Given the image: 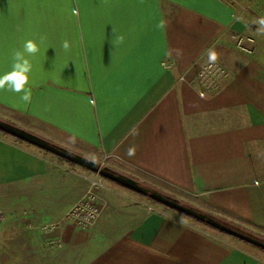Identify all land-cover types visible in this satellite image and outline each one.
Listing matches in <instances>:
<instances>
[{"label": "crops", "instance_id": "1", "mask_svg": "<svg viewBox=\"0 0 264 264\" xmlns=\"http://www.w3.org/2000/svg\"><path fill=\"white\" fill-rule=\"evenodd\" d=\"M240 2L251 9L0 0V120L264 238V66L231 38L252 32L260 46L264 0ZM208 60L229 76L202 97ZM81 173L0 131V264H264L244 241L111 187L79 227L66 213L86 190Z\"/></svg>", "mask_w": 264, "mask_h": 264}, {"label": "built area", "instance_id": "2", "mask_svg": "<svg viewBox=\"0 0 264 264\" xmlns=\"http://www.w3.org/2000/svg\"><path fill=\"white\" fill-rule=\"evenodd\" d=\"M255 1V0H253ZM230 2L238 7L239 13L251 9V4H242L240 0H230ZM231 38L237 49L244 53H252L256 45V36L252 32L233 33ZM164 66H169L164 62ZM229 76L228 69L217 60H208L203 62L196 74L197 91L200 96L206 97L209 93L215 91L220 85L221 81ZM183 76L179 80H183ZM86 181L87 187L82 197L77 200L69 208L66 217L72 221L73 224L88 228L92 226L100 215V206L98 204L97 190L109 189L105 179L98 172L81 173ZM149 210H156L153 205H147Z\"/></svg>", "mask_w": 264, "mask_h": 264}, {"label": "water", "instance_id": "3", "mask_svg": "<svg viewBox=\"0 0 264 264\" xmlns=\"http://www.w3.org/2000/svg\"><path fill=\"white\" fill-rule=\"evenodd\" d=\"M0 130L18 139H21L29 144H32L50 153L58 155L59 157H62L72 163L80 165L92 172H98L102 177H105L110 181L119 183L127 188L133 189L141 193H147L150 197L164 204H167L177 209L180 212L193 216L196 219L203 220L208 225L217 227L219 229H223L226 232L236 237L247 240L251 244L264 248V240L258 239L249 234L242 233L230 226H227L222 222L216 220L214 217L207 215L192 206H187L185 204L180 203L174 197H171L166 194H161L155 190H147L146 188L142 187L136 180L127 177L121 173H117L116 171L110 169L109 167L105 165H100L98 162L93 161L87 157L71 152L63 147L49 143L47 140L43 139L42 137L34 133L26 131L25 129H22L20 127H17L2 120H0Z\"/></svg>", "mask_w": 264, "mask_h": 264}, {"label": "rangeland", "instance_id": "4", "mask_svg": "<svg viewBox=\"0 0 264 264\" xmlns=\"http://www.w3.org/2000/svg\"><path fill=\"white\" fill-rule=\"evenodd\" d=\"M258 43V42H257ZM258 45H259V43H258ZM257 46V45H256ZM255 46V48H256V50H255V48H254V50L256 51V52H253V55H255V56H257L258 57V59L259 60H261L262 61V65L264 66V39L262 40V43L260 44V46L257 48ZM255 53V54H254ZM35 147H37V146H35ZM38 149H41V148H39V147H37ZM42 151H44L45 153H48L49 155H51V157H53L54 159H59L60 161H65V162H67V163H69L70 165H77V164H75V163H72V162H68V161H66L65 159H62V158H60L58 155H55V154H53V153H50V152H48V151H46V150H44V149H41ZM80 165H77V167H79ZM82 167V166H81ZM83 169H85L88 173H91L92 171H89V170H87L86 168H84L83 167ZM106 181V183H107V185L109 186V187H111L114 191H116V192H120V193H122V194H124V195H127L129 198H130V201L131 202H136V201H139V202H137V203H139V205H141V206H143V207H145L146 209H148L147 208V206H144V203H150L149 202V199L147 198V197H142V196H140L139 194H136L135 192H132V191H130V190H128V189H126V188H124V187H121V186H119L118 184H116L115 182H112V181H110V180H105ZM139 184H143L145 187H148L149 189H155V191L156 190H159L161 193H163V194H166V195H169V196H171V197H173L174 195H172V194H170V193H166V192H164L163 190H161V189H157L156 187H154L153 185H151V184H146V183H139ZM180 203H182V204H185V205H187L186 203H184V201H180V200H178ZM157 206V205H156ZM187 206H189V205H187ZM159 207H161L162 208V206H159ZM175 212V211H174ZM177 213V212H176ZM193 219V218H192ZM194 220V219H193ZM194 221H196V220H194ZM202 224V223H201ZM203 225H205V224H203ZM205 226H207V225H205ZM207 227H209V226H207ZM210 228V227H209ZM211 229H213V228H211ZM238 239V238H237ZM243 242V241H242ZM243 243H246V245H248L249 247H251L252 249H254L258 254H259V256H261V257H263L264 258V248H262V247H260V246H257V245H254V244H251V243H248V242H243Z\"/></svg>", "mask_w": 264, "mask_h": 264}, {"label": "trees", "instance_id": "5", "mask_svg": "<svg viewBox=\"0 0 264 264\" xmlns=\"http://www.w3.org/2000/svg\"><path fill=\"white\" fill-rule=\"evenodd\" d=\"M0 131H1V130H0ZM1 132H3V131H1ZM3 133H5V132H3ZM6 134H8V133H6ZM17 139H18V138H17ZM18 140L23 141V140H21V139H18ZM60 158H62V157H60ZM62 159H64V158H62ZM65 160H66V159H65ZM66 161H68V160H66ZM68 162H70V161H68ZM103 178H104L105 180H108V179L105 178V177H103ZM112 182H113V181H112ZM115 183H116V182H115ZM138 183H139V182H138ZM116 184H118L119 186L124 187V188H126V189H128V190H130V191H132V192H135L136 194H139V195L142 196V197H147V198L149 199L150 205H153V206H156V205H157V206H162V208H163L164 210H166V211H175V212L179 213L180 215H182V216H184V217L193 218V219L196 220L197 222L202 223V224H205V225H207V226H209V227H211V228H213V229H216L217 231H219V232H221V233H224V234L230 235V236H232V237H236V236H234V235H232V234L226 232V231L223 230V229H219V228H217V227H214V226L208 225V224H207L205 221H203V220L196 219V218H194L193 216H190V215H187V214H185V213H183V212H180V211H178L177 209H175V208H173V207H171V206H169V205H167V204H164V203H162V202H160V201H158V200H156V199L150 197L147 193H141V192L135 191V190L130 189V188H127V187H125V186H123V185H121V184H119V183H116ZM140 185H141V184H140ZM141 186L144 187V188H146L147 190H151V189H149L148 187H145L143 184H142ZM152 190H155V189H152ZM156 191L159 192V193H161L159 190H156ZM161 194H163V193H161ZM214 218H215V217H214ZM215 219L218 220V221H220V222H222L223 224H225V225H227V226H230V227H232V228H234V229H236V230L242 232V233L249 234V235H251V236H253V237H256V238H258V239L264 240V238H262V237H260V236H258V235L252 234L251 232L245 230V229L242 228V227L236 226V225H234V224H232V223H229V222H226V221H223V220L217 219V218H215ZM236 238L240 239L241 241L248 242L247 240H244V239H242V238H239V237H236ZM248 243H249V242H248Z\"/></svg>", "mask_w": 264, "mask_h": 264}, {"label": "clouds", "instance_id": "6", "mask_svg": "<svg viewBox=\"0 0 264 264\" xmlns=\"http://www.w3.org/2000/svg\"><path fill=\"white\" fill-rule=\"evenodd\" d=\"M65 46H67V45H65ZM24 51H26L27 53H34L36 51L35 44L32 41H30V40L27 41V42H25V44H24ZM16 57H17V59H21L22 58V53L17 52L16 53ZM22 71L28 72L29 71V67L28 66H24L22 68Z\"/></svg>", "mask_w": 264, "mask_h": 264}]
</instances>
